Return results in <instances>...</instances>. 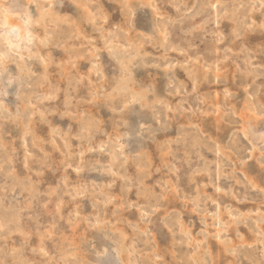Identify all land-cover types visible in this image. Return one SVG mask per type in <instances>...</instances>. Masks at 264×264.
I'll use <instances>...</instances> for the list:
<instances>
[{
    "label": "rangeland",
    "instance_id": "1",
    "mask_svg": "<svg viewBox=\"0 0 264 264\" xmlns=\"http://www.w3.org/2000/svg\"><path fill=\"white\" fill-rule=\"evenodd\" d=\"M0 5V264H264V0Z\"/></svg>",
    "mask_w": 264,
    "mask_h": 264
},
{
    "label": "bare ground",
    "instance_id": "2",
    "mask_svg": "<svg viewBox=\"0 0 264 264\" xmlns=\"http://www.w3.org/2000/svg\"><path fill=\"white\" fill-rule=\"evenodd\" d=\"M28 3V2H27ZM42 5V4H41ZM236 7V6H235ZM181 8V7H180ZM16 12V11H15ZM42 12V11H41ZM89 14V13H88ZM21 15V14H20ZM28 17V16H27ZM2 24L5 30L6 42L8 45L19 46L25 39H27V29L25 21L20 18L19 14L5 11L2 16ZM38 24V23H37ZM15 29V31L13 30ZM29 32V30H28ZM29 36V35H28ZM53 41V40H51ZM27 42V41H26ZM25 42V43H26ZM20 49V46H19ZM133 50V49H131ZM136 51V50H135ZM133 50V52H135ZM132 52V51H131ZM127 54V53H126ZM135 55V54H133ZM128 57V55H127ZM133 58V57H132ZM143 97V96H142ZM248 99V98H247ZM140 107V106H139ZM22 120V119H21ZM185 132V131H184ZM189 138V137H188ZM130 142V141H129ZM176 144V143H175ZM195 145V144H194ZM210 147V146H209ZM122 151V150H121ZM149 160V159H148ZM146 162V161H145ZM88 164V163H87ZM85 165V164H84ZM170 172V171H169ZM143 182V181H142ZM149 192V191H148ZM59 210V209H58ZM78 211V210H77ZM11 216V215H10ZM69 218V217H68ZM100 219V218H99ZM81 223V222H80ZM122 229V228H121ZM22 230V229H21ZM115 230V229H114ZM120 230V229H119ZM223 230V229H222ZM114 238V237H113ZM246 243V242H245ZM239 246V245H238ZM38 247V246H37ZM154 247V246H153ZM131 248V247H130ZM242 248V247H240ZM154 249V248H153ZM117 250V248H116ZM140 251V250H139ZM237 253V252H236ZM250 253V252H249ZM138 254V253H137ZM242 254V253H241ZM11 255V254H10ZM252 256V255H251ZM28 257V256H27ZM182 257V256H181ZM247 257V256H246ZM245 257V258H246ZM237 258V257H236ZM248 258V257H247ZM250 258V257H249ZM78 260V259H77ZM186 261V260H185ZM249 261V260H248ZM153 263V262H152ZM183 263V262H182ZM187 263V262H186ZM198 263V262H197ZM88 264V263H87ZM150 264V263H149Z\"/></svg>",
    "mask_w": 264,
    "mask_h": 264
},
{
    "label": "clouds",
    "instance_id": "3",
    "mask_svg": "<svg viewBox=\"0 0 264 264\" xmlns=\"http://www.w3.org/2000/svg\"><path fill=\"white\" fill-rule=\"evenodd\" d=\"M2 7H4V5H0V8H2ZM25 23L26 24L30 23V18L26 19L25 20ZM5 39H7V37H5ZM9 46H10V51L13 52L15 46L14 45H11V44Z\"/></svg>",
    "mask_w": 264,
    "mask_h": 264
},
{
    "label": "snow or ice",
    "instance_id": "4",
    "mask_svg": "<svg viewBox=\"0 0 264 264\" xmlns=\"http://www.w3.org/2000/svg\"><path fill=\"white\" fill-rule=\"evenodd\" d=\"M15 31V29H13Z\"/></svg>",
    "mask_w": 264,
    "mask_h": 264
}]
</instances>
